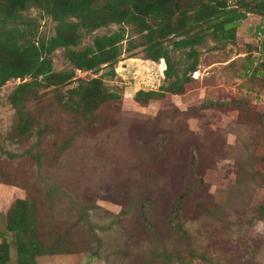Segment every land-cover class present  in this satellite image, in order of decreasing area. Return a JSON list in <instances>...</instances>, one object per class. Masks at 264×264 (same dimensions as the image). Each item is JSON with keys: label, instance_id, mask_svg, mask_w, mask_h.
<instances>
[{"label": "rangeland", "instance_id": "rangeland-1", "mask_svg": "<svg viewBox=\"0 0 264 264\" xmlns=\"http://www.w3.org/2000/svg\"><path fill=\"white\" fill-rule=\"evenodd\" d=\"M28 15L38 38L54 35L55 22L38 11ZM263 23L250 15L234 45L200 49L201 65L186 92L148 104L137 103L136 94L158 91L165 84L166 64L146 61L142 49L124 52L117 77H104L122 101L104 107L98 128L77 138L54 165L48 141L39 147L35 139L6 141L4 150L18 159L0 151V235L12 241L6 213L16 201L29 199L42 233L67 237L79 251L42 257L38 264H264V187L253 178L264 170V88L240 75L248 55L264 60V34L258 32ZM118 29L111 25L85 35L78 49ZM126 29L125 50L132 40ZM173 58L181 68L186 65L182 53ZM53 61L57 72L72 69L63 50ZM108 71L77 72V78L91 80ZM20 83L11 81L0 90L3 138L16 113L9 96ZM52 97L43 98L37 114L42 123L53 111ZM27 151L44 154L42 167L35 158L22 157ZM191 172L198 190L181 200ZM145 213L157 232L147 231Z\"/></svg>", "mask_w": 264, "mask_h": 264}, {"label": "trees", "instance_id": "trees-1", "mask_svg": "<svg viewBox=\"0 0 264 264\" xmlns=\"http://www.w3.org/2000/svg\"><path fill=\"white\" fill-rule=\"evenodd\" d=\"M32 11L56 23L53 36L37 37L38 29L33 28L28 15ZM250 15L264 21V0H233V4L230 0H0V90L11 81H21L9 96L16 113L8 137L0 134V151L15 161L18 156L4 150L6 141L19 144L35 139L37 147L48 141L51 163L56 164L77 138L98 128L104 107L122 101L121 95L108 88L104 77H117L115 67L124 52L142 49L146 61L166 64L165 84L158 91H138L137 103L183 95L194 83L193 74L199 71L200 49L209 44H213V50L234 45L239 26ZM111 25L118 26V31L98 36L92 46L78 49L85 35ZM126 27L132 40L125 50ZM258 32L264 34V27ZM59 50H63L71 70H55L53 56ZM177 53L184 55L183 68L173 58ZM103 69L109 71L101 77L77 78V72L99 74ZM240 75L264 88V60L248 55ZM47 93L53 94V111L42 123L37 114ZM23 156L35 158L42 167L44 154L27 151ZM253 178H259L264 187V170L254 172ZM186 180L181 200L191 198L198 190L194 187L198 183L195 172ZM36 209L29 199L18 200L9 208L6 234L12 241L0 235V264H37L41 257L79 253L69 238L42 233ZM260 212L264 214V205ZM143 217L147 231L157 232L151 214ZM178 229L185 233L181 223ZM191 257L198 255L192 253ZM201 260L207 261L204 257Z\"/></svg>", "mask_w": 264, "mask_h": 264}, {"label": "crops", "instance_id": "crops-1", "mask_svg": "<svg viewBox=\"0 0 264 264\" xmlns=\"http://www.w3.org/2000/svg\"><path fill=\"white\" fill-rule=\"evenodd\" d=\"M3 216V215H2ZM14 251L12 250V252H11V257H12V259H13V257H14V255L13 254H15V253H13ZM13 253V254H12ZM47 257H50V256H47ZM42 258V257H41ZM40 259V258H39ZM39 259L37 260V264H38V261H39ZM10 264H14L13 262H11Z\"/></svg>", "mask_w": 264, "mask_h": 264}, {"label": "built area", "instance_id": "built-area-1", "mask_svg": "<svg viewBox=\"0 0 264 264\" xmlns=\"http://www.w3.org/2000/svg\"><path fill=\"white\" fill-rule=\"evenodd\" d=\"M0 241H1V239H0Z\"/></svg>", "mask_w": 264, "mask_h": 264}]
</instances>
